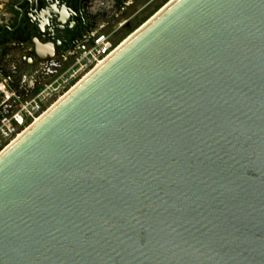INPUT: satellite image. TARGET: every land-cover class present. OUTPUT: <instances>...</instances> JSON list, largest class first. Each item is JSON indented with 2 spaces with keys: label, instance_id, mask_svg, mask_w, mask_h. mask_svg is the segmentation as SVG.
<instances>
[{
  "label": "water",
  "instance_id": "1",
  "mask_svg": "<svg viewBox=\"0 0 264 264\" xmlns=\"http://www.w3.org/2000/svg\"><path fill=\"white\" fill-rule=\"evenodd\" d=\"M0 264H264V0H175L2 153Z\"/></svg>",
  "mask_w": 264,
  "mask_h": 264
},
{
  "label": "flooded vegetation",
  "instance_id": "2",
  "mask_svg": "<svg viewBox=\"0 0 264 264\" xmlns=\"http://www.w3.org/2000/svg\"><path fill=\"white\" fill-rule=\"evenodd\" d=\"M156 1L0 0V114L35 94L98 35L125 33Z\"/></svg>",
  "mask_w": 264,
  "mask_h": 264
},
{
  "label": "built area",
  "instance_id": "3",
  "mask_svg": "<svg viewBox=\"0 0 264 264\" xmlns=\"http://www.w3.org/2000/svg\"><path fill=\"white\" fill-rule=\"evenodd\" d=\"M120 43L113 35H98L72 63L44 83L35 94L17 99L11 111L0 114V152L97 64L108 58Z\"/></svg>",
  "mask_w": 264,
  "mask_h": 264
},
{
  "label": "bare ground",
  "instance_id": "4",
  "mask_svg": "<svg viewBox=\"0 0 264 264\" xmlns=\"http://www.w3.org/2000/svg\"><path fill=\"white\" fill-rule=\"evenodd\" d=\"M175 0H169L165 6H163L158 12H156L152 17H150L145 23H143L138 29H136L133 33H131L127 38H125L123 41H121V43L119 44V46L117 47V49L108 57L106 58L104 61L100 62L99 64H97L88 74H86L83 78H81L65 95H63L62 97H60L57 101H55L48 109H46V111H44L35 121L32 125H30L29 127H27L23 132H21L15 139L12 140V142L10 144H8L1 152L0 155L2 153H4L7 149H9L14 143H16V141H18L21 137H23V135L29 130L31 129L36 123H38L45 115H47L54 107H56L63 99H65L67 97V95H69L72 91H74V89H76L81 83H83V81H85L92 73H94L97 69H99L102 65H104V63H106L110 58H112L122 47H124V45L136 34L138 33V31H140V29H142V27H144L146 25V23H148V21H151L152 19H154L155 17H157V15H159V13H161L162 11H164L167 7H169Z\"/></svg>",
  "mask_w": 264,
  "mask_h": 264
},
{
  "label": "rangeland",
  "instance_id": "5",
  "mask_svg": "<svg viewBox=\"0 0 264 264\" xmlns=\"http://www.w3.org/2000/svg\"><path fill=\"white\" fill-rule=\"evenodd\" d=\"M168 1L169 0H157L145 12H143V14H141L140 17H138L135 20V22L133 23L132 27L129 30L125 31V33L115 35L114 39L116 41H120V42L123 41L131 33H133L136 29H138L143 23H145L150 17H152L156 12H158L163 6H165ZM67 66H65V67L63 66L64 68L62 69V71Z\"/></svg>",
  "mask_w": 264,
  "mask_h": 264
}]
</instances>
